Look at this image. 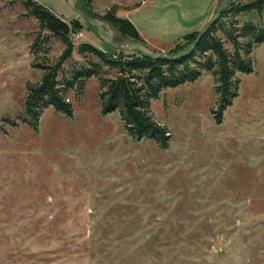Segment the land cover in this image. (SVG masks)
Listing matches in <instances>:
<instances>
[{"label":"rangeland","instance_id":"rangeland-1","mask_svg":"<svg viewBox=\"0 0 264 264\" xmlns=\"http://www.w3.org/2000/svg\"><path fill=\"white\" fill-rule=\"evenodd\" d=\"M147 1L77 6L124 18ZM248 1L226 0L216 23L229 53L245 22L264 28V5L232 12ZM139 38L162 53L173 42ZM235 40L240 53L244 40ZM81 45L135 56L104 44L65 0H0V264H264V43L247 54L250 72L233 73L235 95L218 122L209 71L150 100L168 134L163 148L127 135L117 111L100 114L94 76L65 90L70 116L46 106L34 128L24 122L26 83L43 76L36 66L60 84L89 62L117 75Z\"/></svg>","mask_w":264,"mask_h":264},{"label":"trees","instance_id":"trees-1","mask_svg":"<svg viewBox=\"0 0 264 264\" xmlns=\"http://www.w3.org/2000/svg\"><path fill=\"white\" fill-rule=\"evenodd\" d=\"M263 5L264 0H250L244 4L233 6L234 11L232 12L260 11ZM80 10L84 14L96 16L93 13ZM227 10L229 9H221L218 16L200 35L189 53L173 59L150 58L137 51H132L135 56L128 58L119 56L115 60L107 57L106 54L94 47L81 45V49L89 47L100 63L102 62L110 68H117L118 72L114 77H105L99 62H89L88 64H81L79 69L73 71L71 79L60 84L55 82L52 77L50 78L49 71H47L48 65L36 66L43 70V76L36 83H26L23 114L27 119H22H26L24 122L31 123L34 128V122L39 111L46 106H51L55 111L70 116L71 106L66 100L65 90L72 87L82 90L84 80L89 76H94L97 79L96 96L100 114L105 115L117 111L127 135L134 139H151L163 148L168 134L165 127L154 120L151 115L149 110L150 100L157 98L158 93L164 88L175 87L195 80L200 75V71L204 70L209 71L213 77V89L216 94L214 119L218 122L221 111L230 104L231 98L235 95L237 78L233 77V73L235 71L240 73L250 72L251 68L247 54L252 45L264 43V28L245 22L230 37L231 45L234 48L232 53L227 52L222 46L221 40L214 34L216 23ZM45 18L48 22H51L49 25L51 29L55 28L57 30L58 27H61L59 24L56 25L55 19L52 18L54 19L52 21L49 15H46ZM101 18L108 19L109 21L106 20V22L110 23L113 28L115 27L120 36L144 44L137 31L126 18H117L107 13L103 14ZM199 31H192L177 38L164 54L173 56L185 50L193 42ZM237 37L244 40L240 53L235 40ZM113 39L116 40L114 37ZM32 46L33 44L29 49L31 53H34ZM119 50L123 52V49ZM214 65L216 67H213ZM31 66L35 67L34 63ZM4 121L9 125H14V120Z\"/></svg>","mask_w":264,"mask_h":264},{"label":"crops","instance_id":"crops-1","mask_svg":"<svg viewBox=\"0 0 264 264\" xmlns=\"http://www.w3.org/2000/svg\"><path fill=\"white\" fill-rule=\"evenodd\" d=\"M216 0H150L126 12V18L144 39L174 41L199 31L209 21Z\"/></svg>","mask_w":264,"mask_h":264},{"label":"water","instance_id":"water-1","mask_svg":"<svg viewBox=\"0 0 264 264\" xmlns=\"http://www.w3.org/2000/svg\"><path fill=\"white\" fill-rule=\"evenodd\" d=\"M78 0H65L66 5L74 12L76 13L80 18L84 19L86 23L94 28L97 36L100 38V40L106 44L109 47L117 48V49H123V50H129V51H137L140 54L150 57V58H166V59H173L177 58L183 55H186L191 51L194 44L199 39L200 35H202L207 27L213 22V20L218 16L221 9L223 8L226 0H221V2L216 7L212 17L210 20L203 26V28L198 32L197 36L193 40V42L183 51L178 52L177 54L173 56H168L160 51H155L149 49L147 46H145L142 43L132 41V40H121L116 41L113 39V31L109 24L103 20L102 18H99L97 16H90L87 14H84L79 7L77 6Z\"/></svg>","mask_w":264,"mask_h":264},{"label":"built area","instance_id":"built-area-1","mask_svg":"<svg viewBox=\"0 0 264 264\" xmlns=\"http://www.w3.org/2000/svg\"><path fill=\"white\" fill-rule=\"evenodd\" d=\"M80 35H81V33L76 32L75 37H78V36H80Z\"/></svg>","mask_w":264,"mask_h":264}]
</instances>
